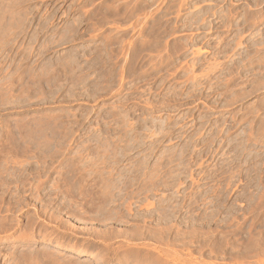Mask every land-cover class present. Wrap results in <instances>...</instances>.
Masks as SVG:
<instances>
[{
	"label": "rangeland",
	"instance_id": "obj_1",
	"mask_svg": "<svg viewBox=\"0 0 264 264\" xmlns=\"http://www.w3.org/2000/svg\"><path fill=\"white\" fill-rule=\"evenodd\" d=\"M263 42L264 0H0V264H264Z\"/></svg>",
	"mask_w": 264,
	"mask_h": 264
},
{
	"label": "bare ground",
	"instance_id": "obj_2",
	"mask_svg": "<svg viewBox=\"0 0 264 264\" xmlns=\"http://www.w3.org/2000/svg\"><path fill=\"white\" fill-rule=\"evenodd\" d=\"M264 43V42H263ZM260 45V44H259ZM262 47V46H261ZM261 49V48H260ZM263 49H264V47H263ZM258 140V139H257ZM170 228V227H169ZM168 228V229H169ZM167 229V230H168ZM176 229V228H175ZM165 230V229H164ZM178 230V229H177ZM180 231V230H179ZM178 231V232H179ZM196 231V230H195ZM173 231H171V233H172ZM175 232V231H174ZM177 232V233H178ZM167 233H170V230H169V232H166L165 234L167 235ZM173 234V233H172ZM182 235H184L183 233H181ZM207 234V233H206ZM209 234H211V233H209ZM171 235V234H170ZM180 235V234H179ZM179 235H177V236H179ZM209 236V235H208ZM181 237V236H180ZM180 237H178V238H180ZM211 237V236H210ZM162 238V237H161ZM165 238H167V236L165 237ZM169 238V237H168ZM177 237L175 236V239H176ZM183 238V237H182ZM174 240V239H173ZM207 240V239H206ZM177 241V240H176ZM182 241V240H181ZM167 242V241H166ZM174 242H175V240H174ZM173 242V243H174ZM178 242V241H177ZM171 243H172V241H171ZM207 243H208V241H207ZM183 244V243H182ZM258 244V243H257ZM173 245V244H172ZM174 246H175V244H174ZM173 246V247H174ZM79 253V256H86V257H88L89 259H96V258H98L99 256L94 252V251H88V252H85V251H79L78 252ZM182 254V253H181ZM165 257V256H164ZM167 257V256H166ZM169 257H170V255H169ZM171 257H172V255H171ZM176 257V256H175ZM174 257V258H175ZM168 260H170V258L168 259ZM174 260H176V259H174ZM173 261V260H172ZM182 261V260H181ZM166 262V261H165ZM167 263V262H166ZM183 263V262H182ZM168 264V263H167ZM183 264H193V263H191V262H184ZM204 264H207V263H204ZM211 264V263H210Z\"/></svg>",
	"mask_w": 264,
	"mask_h": 264
}]
</instances>
